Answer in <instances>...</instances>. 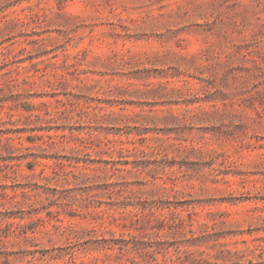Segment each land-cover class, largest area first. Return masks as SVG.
Returning a JSON list of instances; mask_svg holds the SVG:
<instances>
[{"label":"rangeland","instance_id":"rangeland-1","mask_svg":"<svg viewBox=\"0 0 264 264\" xmlns=\"http://www.w3.org/2000/svg\"><path fill=\"white\" fill-rule=\"evenodd\" d=\"M0 264H264V0H0Z\"/></svg>","mask_w":264,"mask_h":264}]
</instances>
